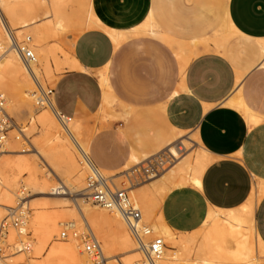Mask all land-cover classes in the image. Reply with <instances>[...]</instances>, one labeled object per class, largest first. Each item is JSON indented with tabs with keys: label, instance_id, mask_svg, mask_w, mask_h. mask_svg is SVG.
Masks as SVG:
<instances>
[{
	"label": "bare ground",
	"instance_id": "1",
	"mask_svg": "<svg viewBox=\"0 0 264 264\" xmlns=\"http://www.w3.org/2000/svg\"><path fill=\"white\" fill-rule=\"evenodd\" d=\"M226 1H194L193 20L198 26L197 30L203 33L213 25L212 39L215 44L218 41L217 47L239 35L227 18ZM68 3L78 5L77 9L84 13L86 24L83 28L99 27L91 0H0L2 108L8 116L7 111L17 114L21 107L31 109L33 101L42 105L39 111L30 112L26 125L13 124V128L7 130L4 150L0 155V209L8 211L11 207L22 205L25 210V223L21 229L9 226L6 234L0 237V250L6 247L13 251L9 253L10 256L0 255V264H85L86 256L74 235L82 231L85 224L89 225L99 240L107 264H146L124 219L117 212L100 207L91 200L84 181L95 170L114 185L119 184L117 179L120 177L126 179L127 200L140 210V221L165 243L155 260L156 264H260L261 259L257 254H264V243L254 231L253 211L264 194V181H255L248 198L237 210L210 208L199 229L189 233L178 232V236L163 221L159 207L171 188L200 186L202 173L211 158L200 144L196 131H193L192 137H185L184 132L172 127L167 121L166 130L156 125L149 129L146 126L138 139L158 151L146 155L125 145L120 150L123 169L117 170L115 165L107 163L94 149L88 129L76 123L81 115L75 114L73 121L72 118L59 115L53 98L51 95L47 97L46 80H52L54 69H60L64 64L68 69H83L74 56L64 54L61 46L46 43L47 39L56 38L65 26L72 25L64 17ZM39 10H44V19H47L44 22L43 19H37ZM50 23L52 28L49 27ZM104 32L114 43L132 34L175 43L178 46L176 55L179 72H184L189 61L197 55V47L193 46L195 38H191L192 46L184 47L183 40H176L167 25L156 22L154 9L148 11L147 18L139 25L119 30L104 28ZM138 40L142 38L137 39V44H140L142 41ZM237 42L246 44L255 58L264 52V41L260 39L241 35ZM19 46L28 48L34 55V60L28 65L21 58ZM59 49L64 54L62 60L56 56ZM222 52L226 54L227 50L222 48ZM98 82L101 90L104 89L99 106L101 109L111 95L108 74L103 70L99 72ZM178 90H185L183 83L169 97ZM42 99L47 101L43 102ZM229 103L233 104V101ZM161 112L165 116V105H161ZM129 113L126 111L125 115ZM250 121L254 123L257 119L250 118ZM34 129L38 130L39 135L29 139L28 134ZM188 141H194L199 146V153L194 159L191 156L180 157V150L188 147ZM18 148L23 152L31 150L32 158H4L7 153L15 152ZM162 151L177 162L156 177L151 175L150 186L144 189L132 184L129 176L139 168L153 166L151 161L157 159ZM23 174L26 176L22 177ZM56 174L62 177L58 178L57 183L50 184L51 177ZM72 189L83 191L80 193L83 196L72 200L73 208L70 210L49 209L45 202L26 200L33 193L61 195L73 192ZM30 190L34 192L28 194ZM60 197L67 199V196ZM25 231L30 232L27 239ZM24 241L28 249L23 248Z\"/></svg>",
	"mask_w": 264,
	"mask_h": 264
},
{
	"label": "crops",
	"instance_id": "2",
	"mask_svg": "<svg viewBox=\"0 0 264 264\" xmlns=\"http://www.w3.org/2000/svg\"><path fill=\"white\" fill-rule=\"evenodd\" d=\"M91 1L99 27L80 33L73 44V56L83 69L65 70L51 90L56 110L68 118L100 106L102 91L93 70L113 53L104 28L139 25L160 0ZM225 10L239 35L229 39L226 54L213 49L194 56L180 81L185 90L165 106L169 125L181 132L195 130L211 158L200 186L174 187L162 198L159 213L176 232L199 229L210 208L237 210L255 181H264V52L255 58L246 44L237 42L241 35L264 41V0H227ZM253 223L264 243V194L255 205Z\"/></svg>",
	"mask_w": 264,
	"mask_h": 264
},
{
	"label": "rangeland",
	"instance_id": "3",
	"mask_svg": "<svg viewBox=\"0 0 264 264\" xmlns=\"http://www.w3.org/2000/svg\"><path fill=\"white\" fill-rule=\"evenodd\" d=\"M194 1L195 0H160L154 9L156 22L161 21L167 25L169 32L172 33V36H174L176 40H183L182 43L184 47L192 46L191 38H195L193 43L194 48H201V50H196L197 55L213 49L219 51L222 48H227L229 40L223 43V46L217 47L218 41L217 44H215L212 39L213 25L207 27L206 31H203V33L197 30L198 26H196L193 20ZM77 8L78 5L73 3H68V5H66L64 17L70 20L72 25L65 26L56 38H49L46 42L48 44H58L61 46L66 52H64L66 56H73L75 37L87 30L83 28L86 24L84 13ZM45 16L44 10L38 11L37 19H43L42 21L44 22L47 20L44 19ZM64 23H68V21ZM49 27H53L52 23L49 24ZM80 29L81 31L79 32ZM200 30L203 29L201 28ZM192 31L194 33H192ZM138 38H143L145 41L140 44L135 42L134 44V40ZM212 45L214 48H211ZM112 46V56L107 62L104 64L101 62V64L93 70L98 79L100 71L103 70V72L108 74V83L111 91L110 98L104 107L101 109L98 108L91 114L88 113L83 115L76 123L81 124L91 133L94 149L110 163L117 164L115 165L117 170H122L123 165L120 150L125 147V145L132 146L141 152H145L146 155L158 151V149L150 148L149 145L142 143V141L138 139V135L146 126H148L146 129L155 125L162 130L167 129V120L161 112V105L166 106L167 101L171 98L169 94L179 88L184 72H179L176 55V53H178V46H176L175 43H166L159 39L152 40L142 34H132L127 37H121L120 41L117 43L112 42ZM64 54L59 49L57 50L56 56L59 60H62ZM51 61L54 65L53 59ZM67 69L65 64L61 66L60 69H54L52 80H46L45 82L48 91L52 90L57 78ZM83 86L88 87L89 85L85 83ZM102 90L104 89L102 88ZM41 107L42 105L33 101L31 109L21 107L17 114H11L7 111L10 119V126L7 130L13 128L14 125H26L30 112H33V110L37 112ZM126 111L130 113L125 115ZM73 120L72 118V121ZM184 134L185 137H192L193 131L190 130L184 132ZM38 135V130L34 129L29 132L28 138L33 139ZM187 146V148L180 150V157L191 156V158L194 159L200 150L198 144L194 141H188ZM16 150L15 152L7 153L4 158L16 160L17 158H32L33 156L31 150L26 152L19 151V148ZM151 162L157 169L155 175H159L167 168L174 165L177 160L172 158L165 151H162L159 153V157ZM56 175L57 176L51 177L50 184L57 183L58 178L62 177L60 174ZM155 175L154 177H156ZM24 176H26V174L22 175V177ZM40 176L41 175H39V177ZM129 178L132 184L140 186V189L150 186L149 181L152 179L146 178V175H144L143 170L140 168L137 172L130 175ZM117 180V183H119L115 185L117 188L125 189V187L128 186L124 176ZM88 181L89 177L84 181L86 186L88 185ZM121 181H123V183ZM20 189L18 192H20ZM75 190L76 189H72L73 192L61 195L37 194L30 190L28 194H33L28 195L26 200H32V202H45L49 209L70 210L73 208L72 200L76 197L83 196L80 194L83 191L76 192ZM60 196H67V199L63 200ZM64 202L67 204L65 205ZM0 210V220H2L7 215V210L4 208ZM145 223L147 222L145 221ZM28 227L32 229L30 226ZM175 234L180 236L178 232H175ZM11 252L13 251L3 247L0 250V255L10 256L9 253ZM257 255L261 259L260 264H264V254L259 253ZM39 259H42V257H39ZM53 264L56 263L53 262ZM58 264L61 263L58 262ZM114 264H116V262Z\"/></svg>",
	"mask_w": 264,
	"mask_h": 264
},
{
	"label": "built area",
	"instance_id": "4",
	"mask_svg": "<svg viewBox=\"0 0 264 264\" xmlns=\"http://www.w3.org/2000/svg\"><path fill=\"white\" fill-rule=\"evenodd\" d=\"M17 48L21 54V58L27 65L34 60V55L31 50L20 46ZM49 94H51V90L47 92V97ZM2 100L4 99L0 96V155L4 150V140L7 129L10 126V119L2 108ZM42 101L46 102L47 99H42ZM148 168L142 169L146 178L157 173V169L152 164ZM87 188L93 203L110 211L117 212L124 219L131 237L137 243L143 261L146 264H156L155 260L160 256L161 251L165 247V243L161 237L154 236L152 230L140 221V210L127 200L126 189L117 188L110 180L101 176L96 170L89 176ZM24 223L25 210L22 205L11 207L7 211V215L0 221V237L6 234L9 226L20 230ZM25 232L27 239L30 236V232ZM74 235L79 240L81 250L86 256L85 264H107V260L101 251L100 242L89 225L85 224L82 231L74 233ZM23 248H29L25 244V241ZM116 264H119V262Z\"/></svg>",
	"mask_w": 264,
	"mask_h": 264
}]
</instances>
